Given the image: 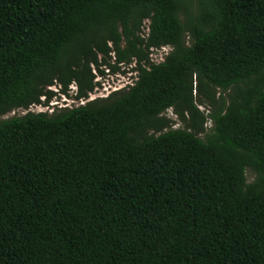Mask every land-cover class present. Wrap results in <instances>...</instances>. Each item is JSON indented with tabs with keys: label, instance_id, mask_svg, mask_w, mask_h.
<instances>
[{
	"label": "trees",
	"instance_id": "16d2710c",
	"mask_svg": "<svg viewBox=\"0 0 264 264\" xmlns=\"http://www.w3.org/2000/svg\"><path fill=\"white\" fill-rule=\"evenodd\" d=\"M97 52L0 119V264H264V0H0V115Z\"/></svg>",
	"mask_w": 264,
	"mask_h": 264
},
{
	"label": "rangeland",
	"instance_id": "374dc122",
	"mask_svg": "<svg viewBox=\"0 0 264 264\" xmlns=\"http://www.w3.org/2000/svg\"><path fill=\"white\" fill-rule=\"evenodd\" d=\"M147 24H148V20H144L142 33L147 32L148 30ZM108 45H111V43L109 42ZM122 45H125L124 41H122ZM165 48H166L165 52L167 54V52L170 50L171 47L166 46ZM164 49L162 47L159 49H155V47H152L149 51L150 52L149 56L153 60H155V57H158L161 55L163 56ZM102 58H103V54L101 52H97V59L100 65H96L95 63L90 64L91 71L94 73L93 80L95 84H94L93 89L88 93L86 98H80V99L75 98V93L77 91L76 82H72L68 86V95H65L61 92V85L58 83V81L55 80L51 86H48V88L52 89L55 92V95L52 96V98L49 100L47 104H44L43 102H41V103H33L27 109L21 108V107L15 108L5 114L0 115V119L22 115L26 113L28 110L36 111V112L38 111L51 112L53 109L56 108L55 106H57V108L62 107V106H69V107L75 106L78 104H82L87 100L96 98L98 96H106L113 89H118V88H121V87H124L126 85L133 83V81L136 78V71L134 70V67H135L134 59L130 63H120V70L116 72H112L108 65H105L101 62ZM109 60L113 62L114 57L111 56ZM98 67L103 70V73H100L98 71L97 69ZM220 92H221L220 90H217V95ZM43 98L44 97L42 96L41 100H43ZM198 107L199 109L203 110L205 113H208L211 110V107L209 106V104H207V102L199 104ZM165 115L167 117H170L171 120H173L171 127L182 126L181 124L182 122L180 121L177 114L174 112L172 108H168L165 111ZM211 124H212V121L211 119L208 118L205 124L206 127H210ZM246 172H247L246 173L247 177L249 179H252L253 178L252 173H250V171L248 170Z\"/></svg>",
	"mask_w": 264,
	"mask_h": 264
},
{
	"label": "built area",
	"instance_id": "2783aa9c",
	"mask_svg": "<svg viewBox=\"0 0 264 264\" xmlns=\"http://www.w3.org/2000/svg\"><path fill=\"white\" fill-rule=\"evenodd\" d=\"M166 46H168V45H163V46H161L163 49L166 47ZM161 47H159V48H161ZM159 48H155V49H159ZM166 48L163 50V56L166 54ZM163 56L161 55V56H158V57H155V60H153L152 58V60L153 61H156V62H158V61H161L162 59H163Z\"/></svg>",
	"mask_w": 264,
	"mask_h": 264
}]
</instances>
